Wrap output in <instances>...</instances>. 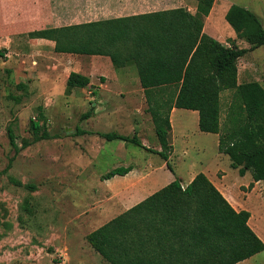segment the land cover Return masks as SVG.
<instances>
[{
    "label": "rangeland",
    "instance_id": "374dc122",
    "mask_svg": "<svg viewBox=\"0 0 264 264\" xmlns=\"http://www.w3.org/2000/svg\"><path fill=\"white\" fill-rule=\"evenodd\" d=\"M33 2L0 0V48L5 53L0 56V171L14 154L8 126L22 143L32 138L30 120L37 118L41 110L51 137L23 147L6 172L0 173V264H108L87 242L86 234L130 206L123 202L124 188L138 178H145L142 184L157 186L174 176L185 181L194 171L216 182L234 207L247 205L245 209L252 212L254 220L255 215L259 216L257 222L264 232V180L254 182L249 171L239 175L237 168L230 166L229 157L218 152L216 135L201 131L190 109L178 108L172 115L169 162L173 173L160 155L142 146L79 134L80 128L108 131L109 126L102 124H107V112L113 110L122 116V123L129 121L137 128L114 125L112 131L135 133L146 146L160 149L146 101L141 100L136 107L125 93L123 97L107 87L98 94L102 98L94 99H89L82 88L73 96L70 91L56 93L58 83L46 78L52 75L50 72L60 76L65 66L46 46L39 45L44 51L36 53V46L31 44L33 37L27 27L21 26L35 14ZM231 4L250 9L264 27V0H217L215 4L219 34L230 36L227 42L234 38L238 46L248 47L221 15ZM97 65L107 71L103 61ZM237 68L239 82L257 80L264 87V45L241 56ZM127 71L125 79L129 80L137 73L134 65ZM47 88L49 94L45 93ZM231 94V90L220 94L222 118ZM93 100H100L99 111L83 118L84 112L95 107ZM94 143H98V154L92 149ZM120 143L126 147L118 154L115 148ZM124 163L135 170L128 176L101 179L103 173ZM137 170H141L142 178H136ZM155 188L150 186L144 194ZM236 264H264V251Z\"/></svg>",
    "mask_w": 264,
    "mask_h": 264
},
{
    "label": "trees",
    "instance_id": "16d2710c",
    "mask_svg": "<svg viewBox=\"0 0 264 264\" xmlns=\"http://www.w3.org/2000/svg\"><path fill=\"white\" fill-rule=\"evenodd\" d=\"M214 1L195 0L194 13L179 7L38 29L29 35L53 40L57 52L108 55L115 68L135 65L160 149L145 146L135 133L97 132L99 136L155 152L173 173L170 111L196 110L199 129L218 135V152L229 157L230 166L241 176L249 171L254 182L264 180V87L257 80L238 82L237 68L241 56L264 45V27L250 9L231 4L224 17L249 46H238L234 38L229 44L217 40L203 31ZM88 83L89 77L71 71L65 91ZM223 90L232 94L222 118ZM30 129L32 138L20 143L8 126L14 154L0 173L23 147L51 137L41 110L30 120ZM131 168L116 166L101 179L124 175ZM249 217L248 210L235 209L209 177L198 172L185 186L174 176L91 230L86 240L108 264H235L264 250Z\"/></svg>",
    "mask_w": 264,
    "mask_h": 264
},
{
    "label": "crops",
    "instance_id": "0c3cea01",
    "mask_svg": "<svg viewBox=\"0 0 264 264\" xmlns=\"http://www.w3.org/2000/svg\"><path fill=\"white\" fill-rule=\"evenodd\" d=\"M216 2L217 0L214 1L208 15L204 17L203 31L207 33L208 35L216 38L217 40L223 43L226 42L228 44L227 39L230 36L225 37L224 35H220L218 32L219 12H217L215 8ZM33 5L36 7V10H35L36 12L34 11L35 14L33 15L32 13L31 20L21 24V26L27 27L29 31L44 29V28H51V27H59V26H64V25H69V24H74V23H81V22H88V21L99 20V19L144 14V13L168 10V9L179 8V7L186 8L191 13H194L196 10L195 0H34ZM226 10L224 9L223 12H221V15L224 14L225 16ZM31 40H32L31 44H34L37 48L36 53H41L44 51L42 48L39 49L38 47L39 45L42 47L46 46V49L49 51V53H52V55L55 58L57 57L61 59L63 66H65L64 67L65 70L61 73L60 76H54L55 72H50L52 73V75L51 74L47 75L46 80H48V82L53 81V82L58 83V88L56 89V93H60V91L61 93H63V91H65L66 79L71 71H75V72L81 73L89 77V83L84 87L71 88L69 94H72V96L77 92L78 88H82L84 91V94L88 93L89 99H94L95 96L98 97V94H101L102 92L101 88L107 87V89L110 92H115L117 94H120L121 96H123L124 95L123 93H125L129 97V99L133 102L134 106L136 107L139 105L141 100L146 101L145 96H144V89L140 84L138 73H135L130 80L125 79L127 77V74L129 73L127 69L131 67L132 64H128L120 68H115L108 55L57 52L54 50V41L51 39H47L43 37H33L31 38ZM100 61H103L104 64H106L107 71L105 72L101 71L102 67L97 65V63H99ZM91 87L92 89H90ZM49 90L50 89L47 88L45 90V93L49 94L50 92ZM100 96L101 95H99V97ZM88 97H86L85 95V98H88ZM100 98H102V96ZM121 99L123 98L121 97ZM99 101L98 100L92 101V103L95 104V107L92 109V113L89 117H92L93 114L99 111V108L101 107V104L99 103ZM47 103H44L43 105L46 106L48 105ZM177 109L178 107H173L170 111V123H171L170 131H172L173 129L172 115L177 111ZM180 109H186V108H180ZM190 111L195 116V122L198 127V112L192 109H190ZM107 113L110 114L109 121H107V124H102V126L108 125L110 128L108 129V131H104L103 129L80 128L82 132H80L79 134L83 133L85 135L99 136L97 132L112 131V128H115L114 125L117 126V128L125 127L128 129L131 127L132 130L137 128V124L131 125L129 121L126 124L122 123L121 122L122 116H120V114L118 115L116 111L110 110ZM114 132H118V131H114ZM153 133L155 134L154 130H153ZM214 134L216 135L217 142H218V135L216 133ZM101 138L104 141L105 138L104 137H101ZM123 142H126V141H123ZM125 145L126 144L120 143V145L115 148L118 154L122 153L123 150L125 152V147H126ZM92 149L98 150V152L96 153L98 154L99 153L98 143H94V146H92ZM123 160L125 162L127 161V159H123ZM129 165L132 166L131 164H125V163L123 165H118V166H129ZM134 170H135V167L132 166L131 170L128 171L124 175L128 176ZM196 173L198 172L194 171L192 173H189L186 176L185 181L180 180L181 184L183 186L188 184L191 181V179L195 176ZM124 175H115L109 179L116 178V177H122ZM139 176L142 178L141 170H137L136 178H138ZM144 179L145 178H142V180ZM142 180L138 178L135 180V182H133L132 184L124 188L125 194L122 196L124 203H128L130 204V206H132L138 201L148 196L149 194L153 193L157 189L161 188L162 186L170 182L172 179L170 181H166L160 186H157L158 183L156 185L142 184ZM259 181H263V180H259ZM212 182L220 190V192L226 197L225 193L223 192V190L219 188L217 183L214 181ZM255 182H258V181H255ZM150 186H154L156 188L153 191L149 192L148 194H144V191L148 189ZM222 186H224L226 190L228 189V186H225V185H222ZM226 199L228 200L227 197ZM245 207H248V206L245 205ZM245 207L241 206L239 207V209H245ZM234 208L238 210V208L236 207ZM249 212H250V217L248 219V224L255 231V233L264 240L263 229L257 222V219L259 216L255 215V217L257 216V219L254 220L252 212L251 211ZM254 255L242 261H248V259H250Z\"/></svg>",
    "mask_w": 264,
    "mask_h": 264
}]
</instances>
